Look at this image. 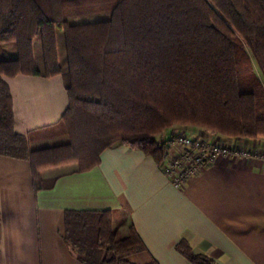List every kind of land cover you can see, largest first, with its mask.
Listing matches in <instances>:
<instances>
[{"label":"trees","instance_id":"16d2710c","mask_svg":"<svg viewBox=\"0 0 264 264\" xmlns=\"http://www.w3.org/2000/svg\"><path fill=\"white\" fill-rule=\"evenodd\" d=\"M16 75L63 76L68 107L46 139L65 143L32 150L14 131L5 78ZM197 130L264 138V0H0V155L29 162L34 191L53 187L46 170L90 171L117 145L161 166L174 136L220 142ZM63 241L80 264H131L144 250L116 210L65 211ZM175 249L191 264H216L185 240Z\"/></svg>","mask_w":264,"mask_h":264},{"label":"crops","instance_id":"0c3cea01","mask_svg":"<svg viewBox=\"0 0 264 264\" xmlns=\"http://www.w3.org/2000/svg\"><path fill=\"white\" fill-rule=\"evenodd\" d=\"M5 81L14 131L29 146L53 140L46 137L68 107L63 76ZM194 134L264 155V138ZM68 170H46L45 180L57 177L53 187L34 191L29 162L0 155V264H80L63 241L70 210L125 213L144 246L126 258L131 264H191L175 249L181 240L216 264H264V161L258 158L216 157L180 188L150 156L126 145L103 150L90 171Z\"/></svg>","mask_w":264,"mask_h":264},{"label":"built area","instance_id":"2783aa9c","mask_svg":"<svg viewBox=\"0 0 264 264\" xmlns=\"http://www.w3.org/2000/svg\"><path fill=\"white\" fill-rule=\"evenodd\" d=\"M219 156L244 159L258 158L264 161V155L232 143H210L200 135L179 134L173 137L167 147V154L161 166L172 185L180 188L195 177L202 166L209 165Z\"/></svg>","mask_w":264,"mask_h":264},{"label":"rangeland","instance_id":"374dc122","mask_svg":"<svg viewBox=\"0 0 264 264\" xmlns=\"http://www.w3.org/2000/svg\"><path fill=\"white\" fill-rule=\"evenodd\" d=\"M106 16H108L107 13H105V14H96V15H92V16H88V17L72 19L70 22L71 23L75 22V21L76 22H92V21H97V20L104 19V18H106ZM57 43H58V57H59L61 66L64 67V63H63L64 46H63L62 35L60 33L58 34ZM34 48H35V55H36L37 59L39 60L40 59V56H39L40 47H39V43L38 42H35ZM172 132H173L172 129L166 130L165 133L162 136L158 137L159 140L163 141V140L167 139ZM67 140H68L67 137L61 136V137H58V138H54L53 140H49L47 142H44L43 144H40V145H30V148L32 150H34V149L43 148V147H51V146L63 144ZM66 169L59 170V172H64V170H66Z\"/></svg>","mask_w":264,"mask_h":264}]
</instances>
